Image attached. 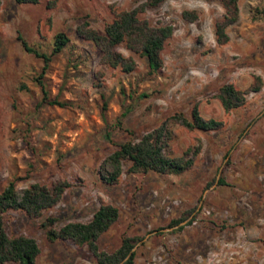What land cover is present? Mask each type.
<instances>
[{"label": "rangeland", "instance_id": "rangeland-1", "mask_svg": "<svg viewBox=\"0 0 264 264\" xmlns=\"http://www.w3.org/2000/svg\"><path fill=\"white\" fill-rule=\"evenodd\" d=\"M138 3L0 0V190L10 180L18 190L31 182L70 183L40 217L7 210L3 226L8 234L36 240L38 264H96L84 244L50 242L39 224L47 215L56 226L86 221L99 204L109 203L118 216L97 245L109 252L122 235L141 236L132 248L133 264H264V0H238V17L223 44L214 37L222 15L218 0H164L146 9L140 18L172 27L160 51L162 65L149 72L143 56L118 44L115 49L136 62L123 72L103 64L74 29L87 20L101 31L116 11ZM182 10L194 11L195 19H184ZM56 32L68 43L51 54ZM17 35L48 60L25 51ZM255 76L259 89L223 111L214 97L218 87L231 83L244 90ZM40 82L46 97L63 105L42 102ZM193 105L221 125L202 131L169 124L173 155L199 146L190 168L129 172L125 163L115 183L99 178L98 165L116 144L174 112L189 117ZM220 176L225 184L217 183ZM183 215L178 225H167Z\"/></svg>", "mask_w": 264, "mask_h": 264}, {"label": "trees", "instance_id": "trees-1", "mask_svg": "<svg viewBox=\"0 0 264 264\" xmlns=\"http://www.w3.org/2000/svg\"><path fill=\"white\" fill-rule=\"evenodd\" d=\"M19 4H36L39 0H14ZM164 0H139V3L130 8L116 11L110 21L106 22L99 31L90 26L87 20L76 25L75 34L90 41L99 51L100 61L112 68L118 67L123 72L132 71L136 62L130 55H123L115 49L122 44L130 52L143 56L146 59L149 72L157 71L161 65L160 51L165 40L171 35L172 27L169 24H151L146 19L140 18L139 13L157 6ZM221 8V18L214 23V37L217 44L228 40L226 28L234 23L238 17V0H218ZM181 16L189 21L195 19L192 10H182ZM22 48L44 62L48 55L28 45L17 35ZM68 43V37L63 32H56L51 40V54L59 52ZM95 85L99 75L95 74ZM260 86L258 76L244 90L235 88L231 83L220 85L214 94L223 111L235 109L243 105L246 93L257 91ZM24 88V84H20ZM42 102L47 104L63 105L54 98L46 97L43 85ZM105 102H102V110ZM124 113H121V116ZM177 123L186 129L202 131L214 130L221 123L213 118H203L193 105L189 117L181 112H174L164 117L156 126L143 132L139 137H131L115 145L98 165V176L106 184L117 181L122 172L123 165L127 164L129 172L151 171L159 174H179L191 167L199 146L185 148L179 155H173L170 150L169 124ZM118 127L120 120H116ZM130 134V132H128ZM107 138L108 134H106ZM218 184H225L223 176L217 179ZM70 186L67 180H56L49 185L31 182L26 187L16 189L13 181H8L0 190V264H38L36 257L39 247L36 240L23 234H8L3 226V214L7 210H19L30 218L40 217L43 211L54 206L62 193ZM117 208L109 203H101L92 212L86 221H67L60 226L55 225L56 218L52 215L45 216L39 226L44 231L48 241L69 240L74 244H84L87 251L94 258L96 264H133V246L142 237L138 235H122L119 245L112 251H105L98 247V237L116 220ZM184 215L171 219L168 226L178 225Z\"/></svg>", "mask_w": 264, "mask_h": 264}]
</instances>
